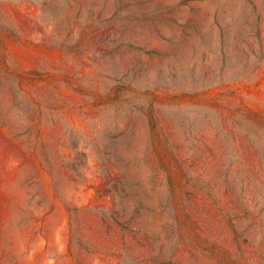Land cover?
Returning <instances> with one entry per match:
<instances>
[{
  "label": "rangeland",
  "instance_id": "obj_1",
  "mask_svg": "<svg viewBox=\"0 0 264 264\" xmlns=\"http://www.w3.org/2000/svg\"><path fill=\"white\" fill-rule=\"evenodd\" d=\"M0 264H264V0H0Z\"/></svg>",
  "mask_w": 264,
  "mask_h": 264
}]
</instances>
